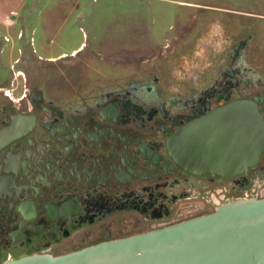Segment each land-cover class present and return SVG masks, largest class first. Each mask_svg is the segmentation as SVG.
Returning a JSON list of instances; mask_svg holds the SVG:
<instances>
[{
	"label": "flooded vegetation",
	"instance_id": "1",
	"mask_svg": "<svg viewBox=\"0 0 264 264\" xmlns=\"http://www.w3.org/2000/svg\"><path fill=\"white\" fill-rule=\"evenodd\" d=\"M261 9L230 12L258 29L248 25L237 34L230 25L219 44L199 37L187 46L197 48V57L216 52L225 63L219 81L199 97L155 102L159 92L148 78L64 106L27 87L13 99L0 77V262L59 254L143 231L150 221L174 222L226 201L263 197L264 149L245 170L222 176L186 171L166 147L176 130L236 99L254 101L264 125ZM251 53L262 60L258 76L241 60Z\"/></svg>",
	"mask_w": 264,
	"mask_h": 264
},
{
	"label": "rangeland",
	"instance_id": "2",
	"mask_svg": "<svg viewBox=\"0 0 264 264\" xmlns=\"http://www.w3.org/2000/svg\"><path fill=\"white\" fill-rule=\"evenodd\" d=\"M263 4L264 0H0V17L7 8L15 10L8 15L9 24L0 19V77L5 76V91L13 99L27 87L64 106L88 92L90 100L121 83H146L148 78L159 92L153 95L155 102L199 97L219 81L225 63L216 52L197 57V48L187 51V46L199 37L219 44L230 25L237 34L248 25L258 29L254 21L230 12L259 14ZM241 60L258 76L262 60L257 55ZM169 220L150 221L143 230Z\"/></svg>",
	"mask_w": 264,
	"mask_h": 264
},
{
	"label": "water",
	"instance_id": "3",
	"mask_svg": "<svg viewBox=\"0 0 264 264\" xmlns=\"http://www.w3.org/2000/svg\"><path fill=\"white\" fill-rule=\"evenodd\" d=\"M173 162L194 173L230 175L254 164L264 125L254 101L236 99L179 128L166 141ZM0 264H264V196L59 254L31 253Z\"/></svg>",
	"mask_w": 264,
	"mask_h": 264
},
{
	"label": "crops",
	"instance_id": "4",
	"mask_svg": "<svg viewBox=\"0 0 264 264\" xmlns=\"http://www.w3.org/2000/svg\"><path fill=\"white\" fill-rule=\"evenodd\" d=\"M8 9V12H4L3 14H2V16L0 17V19H1V21L3 22V23H5V24H9L10 23V18H9V16L8 15H10V14H14L15 13V10L11 7V8H7ZM72 51H74L73 49H72ZM63 55V54H62ZM61 55V56H62ZM58 56H60V55H58ZM57 57V56H56Z\"/></svg>",
	"mask_w": 264,
	"mask_h": 264
}]
</instances>
